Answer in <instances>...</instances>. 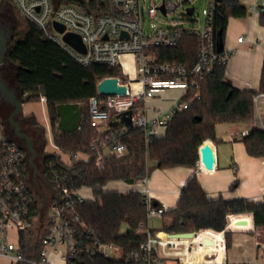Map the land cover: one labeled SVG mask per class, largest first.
I'll return each mask as SVG.
<instances>
[{"label": "built area", "instance_id": "built-area-1", "mask_svg": "<svg viewBox=\"0 0 264 264\" xmlns=\"http://www.w3.org/2000/svg\"><path fill=\"white\" fill-rule=\"evenodd\" d=\"M2 1V0H1ZM26 20L34 23L44 34L58 44L72 58L82 65L99 63L110 68L121 67V56L129 54L135 63L136 76L133 78L115 76L118 84L126 85L125 93L103 94L97 91L89 99L90 124L97 133L92 137L91 148L95 151V166L100 167L106 154L117 157L126 152L124 143L118 135L132 127H142L146 142L159 134V127H165L171 117L178 111L187 108L189 100H184L190 90L191 98H199V80L212 72L217 64H226L228 55L237 50V46L226 50L217 46V32L214 29L215 0H209L203 9L204 23L195 28V0H155L145 6L141 0H8ZM192 11L189 12L188 8ZM249 13H264V0H253ZM167 16L177 13L178 18L169 20L168 25L151 23L145 28V21L158 18V14ZM183 21L192 22L184 26ZM54 22L64 26L59 31ZM126 34H122V32ZM65 32L77 33L84 43L81 51L63 39ZM185 34L197 38V56L194 64L187 68L177 62L158 61L153 50L158 46H175ZM243 36L237 37L242 41ZM123 74H126L121 67ZM103 78V77H102ZM100 80V79H99ZM98 80V81H99ZM136 80L141 89L131 91L129 81ZM97 81V82H98ZM168 88H177L182 93L166 110L157 109L156 115L148 117L144 111V102ZM97 90V89H96ZM41 100L45 96L41 95ZM254 116L244 121L236 132L239 137L247 135L253 128L264 129V90L253 95ZM130 110V124L120 120L121 113ZM116 123H113L115 122ZM104 125V129H102ZM2 122L0 119V130ZM3 148L0 152V256L8 259V264L25 261L30 264H68L78 256L90 255L105 258L127 259L135 264H185L182 256L192 252L196 244H204L208 238L224 248L221 262L228 261L225 237L228 233L246 232L253 243L264 250V225H255L252 212L228 213L229 222L220 229L200 227L192 231V236H176L163 228L154 229L147 222L140 224L138 233L144 234L134 250L124 253L123 249L112 242L99 239L94 230L86 227L75 209V202L84 197L79 188L67 182L66 173L42 163L39 170L45 174L54 191L50 194L48 187L37 176L39 189L47 195V205L42 220L39 219L42 196L34 183L30 165L26 159V149L12 139L0 136ZM107 149L108 153H104ZM46 151H44V154ZM67 154V153H66ZM70 158L61 161L70 164L77 160L88 161L91 155L83 152L67 154ZM44 155H42L43 157ZM31 170V169H30ZM143 185L135 190L141 195V202L146 204L147 218L163 217L166 208L163 204H152L147 186V177H142ZM47 188V192L43 190ZM58 195L61 200L55 197ZM97 203L101 194L95 195ZM264 207V191L258 199ZM264 213V212H263ZM48 218V231L41 238V249L37 258L21 254L20 234L32 222L43 223ZM235 222L233 225L231 223ZM197 239V242L194 240ZM111 253H114L111 255ZM211 253H206L208 256ZM55 255L58 261L50 259ZM209 258V257H207Z\"/></svg>", "mask_w": 264, "mask_h": 264}, {"label": "trees", "instance_id": "trees-1", "mask_svg": "<svg viewBox=\"0 0 264 264\" xmlns=\"http://www.w3.org/2000/svg\"><path fill=\"white\" fill-rule=\"evenodd\" d=\"M6 2L10 8L13 7L9 1ZM215 2L214 29L216 32L220 30L224 41L228 18L245 17L249 12L240 0ZM9 19L2 6L0 25L9 39L5 58L16 65L13 79L20 96L27 101H39L40 96L44 95L53 143L67 154L83 152L91 155L88 161L77 160L65 164L59 154L46 152L42 163L48 162L66 173V180L72 187L89 186L94 195L101 194L100 203L84 198L75 202V209L81 222L92 228L100 240L119 245L125 254L136 249L144 239V234L138 233L137 229L141 223L146 225L148 222L147 207L135 189L118 192L104 190L103 186L110 180L121 179L133 183L147 177L151 169L149 160L160 168L186 166L195 169L198 166L200 144L206 139L218 140L216 123L251 119L254 116L253 95L264 90V60L257 89L239 90L233 87L224 77L225 64H217L212 72L199 80V98H191L193 90L183 96L184 100H189L187 108L176 112L162 133L155 135L151 142H146L142 127H132L119 134L117 139L124 143L125 154L120 157L106 154L98 168L95 166V151L91 148L92 137L97 130L90 124L89 99L97 94L96 84L102 77L116 75L126 79V75L119 66L110 68L99 63L80 64L26 19L25 30L18 37L16 24H12ZM258 19L264 25V13H260ZM153 50L158 61L177 62L190 68L197 56V38L185 34L175 46H158ZM77 103H80L79 106ZM60 104L70 106L67 110L59 109ZM68 110L74 117L72 123L65 124L62 115ZM32 122L37 123L34 118ZM241 140L247 154L264 156V129L253 128ZM2 148L3 140L0 139V152ZM235 183L230 188H234ZM152 204L159 205L153 201ZM242 212H252L255 225H264V207L260 201L244 197L224 198L221 194L209 196L194 172L183 184L176 204L166 209L164 215H169L170 221L164 224L163 229L169 232L195 231L200 227L220 229L228 213ZM48 223L46 217L42 224L34 221L21 231L20 248L23 256L38 257L41 238L48 231ZM123 224L128 225L124 232L121 231ZM17 264L30 263L19 261ZM68 264L135 262L125 258L83 255L75 257Z\"/></svg>", "mask_w": 264, "mask_h": 264}, {"label": "crops", "instance_id": "crops-1", "mask_svg": "<svg viewBox=\"0 0 264 264\" xmlns=\"http://www.w3.org/2000/svg\"><path fill=\"white\" fill-rule=\"evenodd\" d=\"M240 1L246 7H249L253 2V0ZM259 14L254 12L248 13L245 17L231 16L228 18L226 24L223 48L229 50L233 46H237V50L228 55L224 77L230 85L239 90L248 88L257 89L260 84V73L264 60V25L259 23ZM240 35L243 36V39L242 41H237V37ZM127 55L129 54L123 56ZM15 85L17 86L16 83ZM181 93L177 88H168L147 98L144 102L146 115L153 117L156 115L157 109H168L175 99L180 98ZM26 101L23 100L22 102L21 117L27 118L29 121H32L34 118L37 122L35 127L40 129L43 135L44 151L57 153L55 149L59 148L52 140V128L45 100L40 99L39 101H35L43 106L41 110H38V113L24 109L23 105ZM79 104L77 103V106ZM69 106V104H60L58 107L59 109L67 110ZM73 117V114L68 110L62 115V121L65 124H70L73 121ZM243 122L227 123V127L225 128L227 129L226 135L222 130H218V126L222 122L216 123V136L218 140L207 139L211 142L215 154V167L213 170H206L202 165H200L201 168L197 166L194 169L186 166L160 168L153 164L147 175L146 183L150 189L149 194L152 201L163 204L166 209L173 207L177 202L183 184L194 172L209 196L215 197L221 194L224 198L244 197L258 200L264 191V156H252L246 153L241 137L236 133L242 127ZM228 124L231 126H228ZM101 128L104 129V125ZM164 129L165 127H159V132L162 133ZM2 131V136L8 138ZM47 137L50 139L53 149H46ZM228 148L231 150V155L228 154ZM237 161H240V164ZM234 181L236 182L234 188H230V185ZM142 185L140 181L127 183L118 179L108 181L103 186V189L127 192ZM82 189L92 191V188L89 186L80 187L79 192ZM94 197L95 195L90 199H94ZM234 223L231 224L233 225ZM241 239H238L233 245L241 244ZM214 243L216 244L214 241L205 242L200 245L196 244L189 259H184V255L182 256L183 262L185 264H199L208 261L213 263L221 262L223 257H215V259L210 260L204 256L206 250L202 247L208 244L214 245ZM242 252L243 249L239 255L243 257L239 256L236 260L229 262V264H254V262L248 259V255ZM0 258L6 259L8 262V259L4 256H0Z\"/></svg>", "mask_w": 264, "mask_h": 264}, {"label": "rangeland", "instance_id": "rangeland-1", "mask_svg": "<svg viewBox=\"0 0 264 264\" xmlns=\"http://www.w3.org/2000/svg\"><path fill=\"white\" fill-rule=\"evenodd\" d=\"M8 0H3L1 2V5L4 6V12H6V17L7 18H11L9 19V21H11L12 24H16V29L15 31H17V35L22 36L24 30H25V21L24 18L19 14V12L17 11V9L13 6L12 8H10L8 6V3L6 2ZM150 1L152 0H141V3L144 4L145 6L150 4ZM156 2H160V0H155ZM209 0H195L192 3V6H194V15H195V19L193 21V26L195 28H201L203 26L204 23V13H203V9L206 8L207 4H208ZM173 18H178L177 13H170L167 16H163L160 15V13L158 14V18H147L145 21V28H149V25L151 23H156V24H163V25H168L169 24V20L173 19ZM192 22L189 21H183V25L184 26H188L191 25ZM121 67L124 68L125 71V75L126 77H130L133 78L136 76V70H135V63L134 60L132 58L131 55H127V56H121ZM15 63L9 61L8 59H4L3 60V65L1 66V75L2 78L7 82V84L12 88L13 87V92L15 94L20 95L19 89L17 88V86L15 85L14 79H13V75H14V69H15ZM129 85H130V90L131 91H138L141 89V85L138 81L136 80H132L129 81ZM0 119L2 122V128L1 130H3L2 132L5 134L6 137L13 139L14 141H16L17 144L23 146V144L15 139V137L13 136L12 133H10V129H9V124H8V116L10 111L12 110L13 106L12 104L8 101L7 97L2 94L0 92ZM24 109L28 110V111H35V112H39L38 110H41V107H43L39 102H35V101H26L25 104L23 105ZM22 114L21 112H19L17 114V117H21ZM253 118V117H252ZM251 118V119H252ZM250 120V119H249ZM29 121V120H28ZM27 122L23 121L24 125ZM226 122H222L221 125L218 126V130L219 131H223L224 134L226 135V131L227 129H225L227 127ZM221 126V129H220ZM228 126H231L230 124H228ZM0 130V136H2ZM46 149H53L52 144L50 139L47 137L46 138ZM55 151L66 161H69L70 158L69 156L63 152L60 149H55ZM104 153H108V150L105 149ZM228 154L231 155V150L230 148H228ZM238 164H240V161H237ZM154 162L149 160V167L151 168L153 166ZM237 164V163H236ZM29 172H32L30 169H28ZM43 190L45 192H47V188L43 187ZM81 195L86 199H90L93 198L94 194L91 190L89 189H82L80 191ZM170 221V217L169 215H163V217H151L148 220L149 225L154 228V229H160L164 227V224H166L167 222ZM128 228L127 224H123L121 231L124 232L126 231V229ZM240 237V238H239ZM244 238V239H241ZM238 239L242 240L241 244L239 245H233V243H235L236 241H238ZM225 243H226V255L228 257V261L232 262L234 260H236L239 256V253H241V250L243 249V252H245L246 255H248V259H250L252 262H254V264H264V250L257 247L254 243L252 238L250 237V235L246 232H234L233 234L230 232L226 235L225 237ZM206 251L204 253V256L206 259H208L207 257H209L210 260L215 259V257H223V245L221 243L219 244H208L204 247ZM206 253H211L208 256L206 255ZM114 253H111V255H113ZM243 257V256H241ZM204 258V257H201ZM51 260L54 261H58L57 257L55 255H51L50 256ZM7 260L0 258V264H7ZM213 262L208 261V262H203V263H199V264H211Z\"/></svg>", "mask_w": 264, "mask_h": 264}, {"label": "water", "instance_id": "water-1", "mask_svg": "<svg viewBox=\"0 0 264 264\" xmlns=\"http://www.w3.org/2000/svg\"><path fill=\"white\" fill-rule=\"evenodd\" d=\"M189 12L192 11V8H188ZM54 26L59 30L62 31L64 26L58 22L53 23ZM122 34H126L124 31ZM63 39L73 45L75 48L84 51V43L81 40V37L74 32H65L63 34ZM8 42L9 39L5 33L4 28L0 25V64L3 62L7 52H8ZM217 46L219 49L223 48V41L221 38V32L220 30L217 31ZM96 89L100 94H114V93H125L126 92V85L125 84H118L117 78L115 76H104L101 78L97 84ZM0 90L2 93H4L8 99V101L12 104L13 108L9 113V122L13 126L14 133L23 138L26 142V150L29 152L28 155V163L33 167V180L35 185L37 186L41 196H42V205L40 208V215L39 219L42 220L45 208L47 205V195L44 194L39 189V183L37 176L41 178V180L44 182V184L48 187L50 194H53L54 188L48 178L45 176L43 172H41L35 165L34 158L36 156L35 149L32 144V138L29 136L27 132L21 129L20 123L18 119L16 118L17 114L21 112L22 109V102L24 98L21 96H17L13 90L8 86L6 81L0 77ZM130 110H126L121 113L120 120L124 122L125 124H130ZM113 123H116L113 122ZM45 155V154H43ZM198 155H199V161L198 166L201 168L200 163L206 170H213L215 167V154L212 147V144L209 140H204L200 146L198 147ZM55 197L58 199V201L61 200V198L58 195H55ZM229 219L226 217L225 223H228ZM176 236L181 237H190L192 236V231L188 232H175ZM204 242H212L210 239L206 238L204 239Z\"/></svg>", "mask_w": 264, "mask_h": 264}, {"label": "flooded vegetation", "instance_id": "flooded-vegetation-1", "mask_svg": "<svg viewBox=\"0 0 264 264\" xmlns=\"http://www.w3.org/2000/svg\"><path fill=\"white\" fill-rule=\"evenodd\" d=\"M1 2L2 1L0 0V4H1ZM1 13H2V6L0 7V14ZM2 65H3V62L0 64V76L1 77H2V75H1V66ZM11 89L13 90V87ZM0 92L2 93L1 90H0ZM2 94H4V93H2ZM16 118L18 119V121L20 123L21 129L24 130L25 132H27L29 134V136L32 138V144H33V147H34L35 152H36V156L34 158V162H35L36 167L39 169L40 165L42 164V158H43L42 155L44 154V140H43V137H42L43 135H42L40 129H38L37 127H35V124H33V122L31 120L28 121L27 118H24V117H20L19 118L17 116H16ZM23 121L27 122L26 123L27 125H24L23 124ZM8 124H9V129H10L9 131H10V133H12L13 136L15 137V139L19 140L23 144V147L25 148L26 147L25 140L23 138L17 136L14 133L13 126L9 122V117H8ZM28 155H29V152L26 150V155H25L26 159H28ZM30 169H31V171L33 173V167L31 165H30Z\"/></svg>", "mask_w": 264, "mask_h": 264}, {"label": "bare ground", "instance_id": "bare-ground-1", "mask_svg": "<svg viewBox=\"0 0 264 264\" xmlns=\"http://www.w3.org/2000/svg\"><path fill=\"white\" fill-rule=\"evenodd\" d=\"M200 165H202V164L200 163ZM194 240L197 242V239H194ZM190 256H191V252L190 253L189 252L184 253V259H189Z\"/></svg>", "mask_w": 264, "mask_h": 264}]
</instances>
